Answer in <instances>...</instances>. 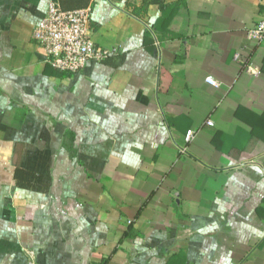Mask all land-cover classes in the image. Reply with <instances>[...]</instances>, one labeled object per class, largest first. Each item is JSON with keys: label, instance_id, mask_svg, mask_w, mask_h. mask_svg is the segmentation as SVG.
<instances>
[{"label": "crops", "instance_id": "obj_1", "mask_svg": "<svg viewBox=\"0 0 264 264\" xmlns=\"http://www.w3.org/2000/svg\"><path fill=\"white\" fill-rule=\"evenodd\" d=\"M50 1L0 0V264H264V0H55L115 51L77 73Z\"/></svg>", "mask_w": 264, "mask_h": 264}, {"label": "built area", "instance_id": "obj_2", "mask_svg": "<svg viewBox=\"0 0 264 264\" xmlns=\"http://www.w3.org/2000/svg\"><path fill=\"white\" fill-rule=\"evenodd\" d=\"M91 22V7L65 10L59 2L51 0L45 17L33 29L32 38L45 50L47 60L53 67L67 73H77L89 60L101 61L115 52L96 46ZM247 36L250 40L264 43V16L248 29ZM246 70L255 76L261 73L260 67L252 63L246 66ZM206 80L213 86H219L212 76ZM207 123L212 125L213 121L209 119ZM195 134V129H189L185 135L186 142H190Z\"/></svg>", "mask_w": 264, "mask_h": 264}]
</instances>
